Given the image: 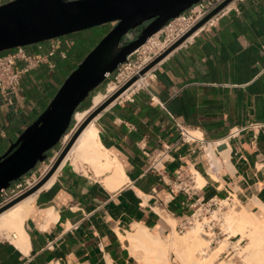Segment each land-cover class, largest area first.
Segmentation results:
<instances>
[{
    "label": "crops",
    "instance_id": "obj_1",
    "mask_svg": "<svg viewBox=\"0 0 264 264\" xmlns=\"http://www.w3.org/2000/svg\"><path fill=\"white\" fill-rule=\"evenodd\" d=\"M67 37L74 42L68 57L76 37ZM48 45L25 49L44 52ZM67 57L54 56L52 71L41 65L24 75L13 106L0 102V155L47 106ZM152 71L131 100L112 101L94 118L98 141L123 183L112 186L113 169L97 173L85 166L82 172L86 163L67 158L52 182L33 193L22 248L12 242L14 232L10 242L0 239V264H137L121 239L134 224L170 234L197 198L237 201L255 213L257 203L264 206V0H235ZM178 125L199 132L202 142H183ZM210 145L219 160L215 177L208 169ZM157 153H163L159 170L149 165ZM177 170H196L204 183L193 194L171 193Z\"/></svg>",
    "mask_w": 264,
    "mask_h": 264
},
{
    "label": "water",
    "instance_id": "obj_2",
    "mask_svg": "<svg viewBox=\"0 0 264 264\" xmlns=\"http://www.w3.org/2000/svg\"><path fill=\"white\" fill-rule=\"evenodd\" d=\"M199 0H10L0 4V52L68 35L101 24L112 28L66 76L47 106L0 155V193L43 161L66 133L77 107L127 56L171 19ZM232 0H224L191 30L155 58L145 73L167 53ZM136 36L124 42L129 33ZM136 76L87 114L45 176L29 190L0 207V213L35 192L58 168L82 130L124 91Z\"/></svg>",
    "mask_w": 264,
    "mask_h": 264
},
{
    "label": "built area",
    "instance_id": "obj_3",
    "mask_svg": "<svg viewBox=\"0 0 264 264\" xmlns=\"http://www.w3.org/2000/svg\"><path fill=\"white\" fill-rule=\"evenodd\" d=\"M223 1L224 0H199L183 13L169 20L163 26L161 32L155 39L150 41V37L145 42V47H142L141 45L128 55L126 61L120 64L109 76L108 85H111L110 95L122 87L132 77L136 76V79L113 101L131 100L137 91L146 87L154 77V73L152 71L154 66L141 75L139 74L140 70L165 52L172 44L191 30L199 21L213 11ZM234 1L235 0L230 1L228 4L219 9L179 45L184 44L199 29L205 27L206 25H211L220 15L227 11L229 6ZM47 41L49 42V45L44 52L28 53L25 46H17L13 49L3 51V53L0 52V102L3 101L8 106H13L14 97L17 94V90L21 84L23 76L41 65H45L48 70L52 71L55 66L53 57L57 55L62 59L66 58L68 49H70L74 44L73 40L67 36H59ZM38 48L41 49V46ZM178 128L183 142L188 143L191 140L202 142L197 138H187V130L179 125ZM65 136L66 134L63 135L58 144L51 149L52 153L50 157L47 156L31 171L17 181H14L7 189L1 192L2 198L0 200V207L29 190L45 176L67 144L68 141L64 139ZM162 161L163 153H157L152 158L149 165L152 169L159 170V165ZM195 189L193 172H188V174H185L183 170H177L175 172L174 180L170 185L171 193L183 192L189 195L193 194ZM219 201L220 200L213 199L206 201L199 198L195 199L194 203L191 205L192 210L190 214L177 225L175 228L176 232L178 234H182L188 227L193 225L195 220L201 223L202 229L211 230L213 233L215 229H218V232H220V227H216L214 225V220L203 222L204 218H207L213 212L212 208L219 205ZM11 238H15V234L12 232L8 234L3 233L0 236V239L6 242H10ZM239 245L240 242L237 243V247H239ZM229 252L230 250L228 253Z\"/></svg>",
    "mask_w": 264,
    "mask_h": 264
},
{
    "label": "bare ground",
    "instance_id": "obj_4",
    "mask_svg": "<svg viewBox=\"0 0 264 264\" xmlns=\"http://www.w3.org/2000/svg\"><path fill=\"white\" fill-rule=\"evenodd\" d=\"M160 32L161 30L156 32L149 40L155 39ZM145 45L146 43H143L142 47H145ZM92 100L94 106H97L102 101L100 94L94 95ZM88 112L89 110L76 112L75 117L81 123ZM94 118L82 130L75 143L62 159L58 168L67 158H74V162L82 161L87 162L89 165L96 166L98 168L95 170L97 173L113 169L112 174L115 178L117 177L112 184V186L115 187L123 183L125 177L114 158H111L108 152L100 145ZM186 136L188 138H199L201 135L199 132H187ZM220 143L221 142H216L215 145H219ZM227 150L228 149L225 150L221 148L219 151L222 156H226ZM206 152L209 163V174L215 177L212 168L218 165L219 160L214 155L211 145L207 147ZM55 173L56 171L36 190V192L47 187L52 182ZM193 174L194 187L200 188L204 183V179L196 170L193 171ZM110 180L111 179L107 180L108 184ZM33 193L27 195L0 213V234L8 231L16 233V238L12 240V242L20 248H22L25 241L22 223L29 212ZM220 202L222 204L225 203L226 200ZM257 205L260 207L258 213L253 212L249 207L250 205L244 208L242 207L243 209L241 210L229 209L223 213L224 215L221 221L225 236L220 239L215 249H209L207 238L204 232L200 231L201 224L196 220L184 235L179 237L177 236L178 234L176 235L177 232L175 230L170 234L163 235L159 231L153 232L141 225L134 224L133 230L121 236V239H126L128 241L130 252H135L136 258L140 261V264H170L169 253L171 252L175 254L180 264H215V257H217V254L225 247L227 239L231 237L229 235H240V240L243 238L247 240L246 245L240 248V246L237 247L236 244L234 249L237 250L236 253L242 250L240 256L244 259V264H264V206L258 203ZM214 213L213 211V214ZM211 234L214 233L211 232ZM218 264L235 263L228 261Z\"/></svg>",
    "mask_w": 264,
    "mask_h": 264
},
{
    "label": "rangeland",
    "instance_id": "obj_5",
    "mask_svg": "<svg viewBox=\"0 0 264 264\" xmlns=\"http://www.w3.org/2000/svg\"><path fill=\"white\" fill-rule=\"evenodd\" d=\"M112 26H113V24L106 23V24H101V25L94 26V27H91V28H88L85 30L70 33L68 35H64V36H73L74 35L77 38L78 44H77L76 50L79 52H78V54H76V56L75 55L68 56L67 60L60 61V64L58 65L59 72H60V69L62 67H64L65 63L68 62V64H69V67L65 68L61 72L62 73L61 77L63 78V80L77 66V64L84 58V56L99 42V40L112 28ZM136 34H137L136 31L129 33L126 37H124L123 41L126 42V41L133 39L136 36ZM46 41H42L39 43H43ZM74 41H76L75 38H74ZM37 44L38 43H34V44L27 45V46H36ZM63 80H62V82H63ZM108 83H109V77L100 86H98L95 89V91H93L91 93V95L89 97V101L87 102L88 104L86 106L82 107L81 109H78L76 112H82L84 110H89V112H90L95 107H97L101 102H103L106 98H108L110 96V92H111V85H108ZM60 85H61V83H60ZM96 94H100L102 101L97 106H94L92 97ZM76 112H75V114H76ZM89 112H88V114H89ZM75 114H74V118L71 122L69 129L65 133L67 137L65 136L64 139L67 141L69 140V138L73 134L75 128H77L80 124L79 120L75 117ZM34 119H35V117L31 121H33ZM17 136L14 138V140L17 138ZM51 153H52L51 150H49L48 151L49 157L51 156ZM76 162L77 163L80 162V164L86 163L83 166H79V169L82 170V172H85V170L87 169V168H85V166L90 167V168L93 167L92 165H89L87 162H82V161H79V162L76 161ZM225 203L221 204V202L219 201V205L217 207L212 208V210L216 213V214L214 213L215 216L212 212L211 215L208 216L207 218H205L206 220L204 219L205 221H203V222H207L208 220H214V225L216 227H220V232H218V229H215L214 234H211V232H212L211 230L202 229V227H200V231L201 232L203 231L204 235L207 238L209 249L217 248V246L220 242V239H222L225 236L224 230L222 227V221H221L222 216L224 215L223 213H225L229 209L241 210L244 207H247V205H243L237 201L226 200ZM212 215H213V217H212ZM196 221H194V223ZM199 224H201V223H199ZM188 228H190V227H188ZM188 228L182 234L176 233V235L178 234L177 235L178 237L184 235V233L188 230ZM3 233L8 234V233H10V231L2 232V234ZM2 234H0V236ZM229 236H231V237L227 239L225 247L223 248V250L221 249V251L217 254V257H215V264H218L220 262L226 263L228 261H231L235 264H244V259H242V257L240 256L242 250H240L238 253H236L237 250L234 249V246L240 242L239 246H240V248H243L244 245H246L247 240L244 238L240 240V238H241L240 235H229ZM229 250H230V252L228 253ZM131 254L136 259L137 264H140V261L136 258L135 252L132 251ZM169 256H170L169 257L170 264H180L178 258L175 257V254H173L171 252V253H169Z\"/></svg>",
    "mask_w": 264,
    "mask_h": 264
},
{
    "label": "trees",
    "instance_id": "obj_6",
    "mask_svg": "<svg viewBox=\"0 0 264 264\" xmlns=\"http://www.w3.org/2000/svg\"><path fill=\"white\" fill-rule=\"evenodd\" d=\"M76 39V41H75V47H74V49L71 51V52H69V54H68V56H73V55H75L76 56V54H78V52L79 51H77L76 50V48H77V44H78V40H77V38H75ZM93 91H95V89L93 90ZM92 91V92H93ZM91 92V93H92ZM91 93L89 94V97H90V95H91ZM89 97H87L83 102H81L80 104H79V106L77 107V109H76V111L78 110V109H81L82 107H84V106H86L88 103V101H89ZM45 108V107H44ZM43 108V109H44ZM69 129V128H68ZM67 129V130H68ZM67 132V131H66Z\"/></svg>",
    "mask_w": 264,
    "mask_h": 264
}]
</instances>
